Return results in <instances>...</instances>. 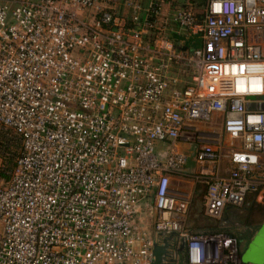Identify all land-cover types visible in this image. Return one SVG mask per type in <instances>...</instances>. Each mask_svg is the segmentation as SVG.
<instances>
[{
    "label": "built area",
    "instance_id": "built-area-1",
    "mask_svg": "<svg viewBox=\"0 0 264 264\" xmlns=\"http://www.w3.org/2000/svg\"><path fill=\"white\" fill-rule=\"evenodd\" d=\"M106 1L0 0V138L19 146L0 178V264H149L159 232L187 239L186 264H242L233 233L188 234L189 200L170 187L189 147L207 218L260 193L264 110L248 104H264V0L163 19L197 49L153 33L169 0H123L131 24Z\"/></svg>",
    "mask_w": 264,
    "mask_h": 264
},
{
    "label": "crops",
    "instance_id": "crops-1",
    "mask_svg": "<svg viewBox=\"0 0 264 264\" xmlns=\"http://www.w3.org/2000/svg\"><path fill=\"white\" fill-rule=\"evenodd\" d=\"M142 5L146 8L148 4V0H141ZM193 0H169L165 5L162 7L161 14L155 18L153 22L155 26V33L162 32L167 37L174 38V36L184 37L186 38L187 35L184 32H180L179 28L177 26H174L173 24H168L167 26L164 25L163 19L171 17L172 14H174L177 11H180L184 8H189L188 3ZM188 2V3H187ZM106 4L110 9H112L113 14L119 18L123 23L131 24V10L126 9L123 4V0H108L106 1ZM191 5V4H189ZM204 7L203 11L198 14H202L205 10V5H202ZM196 12V11H195ZM185 40V39H184ZM181 40L180 43L185 47V41ZM178 44V43H177ZM228 142V140H226ZM189 147H185V152L190 156V159L188 161V164L186 165L185 169L183 168L181 171L174 173L171 181V187L170 191L173 195L178 197L179 199H188L189 200V210L191 206L193 205L194 201L196 202L195 197L196 191H189L187 190V185L190 184L193 187H196L198 189L199 185L201 183H198L196 180L197 176V163L194 159V153L193 151L187 150ZM195 149V146H193V150ZM229 152H225V155L223 156L222 161L216 166H209L208 169L210 172H213V176L220 177V176H226L229 173L231 163H230V156L228 154ZM262 159L264 161V155H262ZM261 177L264 178V173H261ZM179 185V190L174 187V185ZM202 185V184H201ZM200 185V186H201ZM207 189V188H206ZM196 190V189H195ZM199 190V189H198ZM205 195L206 192L202 195L203 200L205 201ZM197 197V196H196ZM193 201V202H192ZM256 201L260 204H264V185L261 186L260 193H257L256 195ZM152 202V205H151ZM151 206V207H150ZM155 204L153 195L146 197L144 200H142L141 204L138 206V209L136 210L135 218H134V226L136 232L139 234L144 233L146 231H149L150 233L153 232V228H149L147 221H152L153 225L155 223L156 217L154 215L155 210ZM242 207L235 208V207H229L224 212L223 218L221 220H213L210 218V221L217 222L216 227H209V228H202L200 229L204 233H215L217 231H228L234 234V236L238 239L245 237L251 232H254V229L250 226H245V229H243L240 225H237V219L240 215V210ZM188 210V215H189ZM237 216V218H236ZM188 222V221H187ZM260 228V227H259ZM258 230V229H257ZM257 230L254 232L253 236L257 232ZM252 236V237H253ZM252 239V238H251ZM251 240H247L240 242V246L244 244V247L250 242Z\"/></svg>",
    "mask_w": 264,
    "mask_h": 264
},
{
    "label": "water",
    "instance_id": "water-1",
    "mask_svg": "<svg viewBox=\"0 0 264 264\" xmlns=\"http://www.w3.org/2000/svg\"><path fill=\"white\" fill-rule=\"evenodd\" d=\"M248 109L264 110V104L251 103L248 104ZM187 232L188 234L204 233L189 229ZM153 236L152 260L149 264H186L187 239L185 237H182L178 232H159L153 233ZM240 248L242 264H264V223L251 241L245 247L242 244Z\"/></svg>",
    "mask_w": 264,
    "mask_h": 264
},
{
    "label": "trees",
    "instance_id": "trees-1",
    "mask_svg": "<svg viewBox=\"0 0 264 264\" xmlns=\"http://www.w3.org/2000/svg\"><path fill=\"white\" fill-rule=\"evenodd\" d=\"M194 2H198L200 5H205V3H207V0H193ZM153 33H155V30L153 29ZM177 40L181 41L184 40L185 41V47H188L190 49L192 48H199L202 43L201 40L196 37V36H190V37H179V36H174ZM13 145H15V143H11L10 141H4V137L0 138V153H1V158H2V162L4 165V157H6V159L8 160V162L6 163V170L4 171V169H0V178L1 179H5L6 181L9 180V176L6 174V171H12L15 168V160L13 158V156L11 155L13 152L16 153L17 151H14V149L16 147H14ZM256 195L257 193H250L248 194L246 200H245V204L243 206V208H245L246 212H247V216H246V220L245 223L248 226H253V221H255V219H253V217H259L262 216L263 218V222L264 223V204H260L256 201ZM198 198H196L197 200ZM201 199V196H200ZM199 200V199H198ZM260 224L259 226H255L254 232L259 229V227H261ZM254 232L249 233L248 235H246L245 237H243V239H247L248 241L251 240V238H253V234Z\"/></svg>",
    "mask_w": 264,
    "mask_h": 264
},
{
    "label": "rangeland",
    "instance_id": "rangeland-1",
    "mask_svg": "<svg viewBox=\"0 0 264 264\" xmlns=\"http://www.w3.org/2000/svg\"><path fill=\"white\" fill-rule=\"evenodd\" d=\"M189 4H191V5H189ZM188 6L191 9L195 10L196 12H198V13H201L203 11V9H204V7L202 5H200L197 1L196 2L190 1V3H188ZM172 39L176 43L181 45L180 41L177 40L175 37L172 38ZM13 146L16 147L14 149V151H18L19 152V150H18L19 146H17V145H13ZM0 155H1V153H0ZM200 185L198 187L199 190L196 187H193L192 185L190 187V184L187 185L188 192L189 191H191V192L192 191H194V192L196 191V196L197 197L194 196V194H193V198L195 197V199L196 198L199 199V200L197 199L196 202L194 201L193 205L191 206V208L189 210L188 222H187V229H189V230L201 231L200 229H202V228L205 229V228H209L211 226L216 227V224H217V222L210 221L205 216V213H204V200L202 198V195L206 192V185L205 184H202L201 186ZM174 187L178 189L179 185L176 184V185H174ZM200 196H201V199H200ZM153 199H154V197H153ZM151 205H152V202H151ZM243 206H242V209L240 210V213H239L240 215L238 216V219L236 221H237V225H240L243 229H245V226H247L246 223H245L247 212H246L245 208H243ZM236 218H237V216H236ZM253 219H255V221H253L254 224H253V226H251V228H255V226H259L263 222L262 216H259L257 218L253 217ZM147 224H148L149 228H154V225H153L152 221H147Z\"/></svg>",
    "mask_w": 264,
    "mask_h": 264
},
{
    "label": "flooded vegetation",
    "instance_id": "flooded-vegetation-1",
    "mask_svg": "<svg viewBox=\"0 0 264 264\" xmlns=\"http://www.w3.org/2000/svg\"><path fill=\"white\" fill-rule=\"evenodd\" d=\"M238 240H239V242L246 241V239H243V238H241V240H240V238H238ZM240 249H241V248H240Z\"/></svg>",
    "mask_w": 264,
    "mask_h": 264
}]
</instances>
